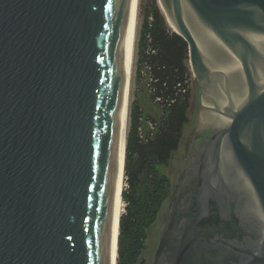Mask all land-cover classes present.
Wrapping results in <instances>:
<instances>
[{"label":"water","instance_id":"water-1","mask_svg":"<svg viewBox=\"0 0 264 264\" xmlns=\"http://www.w3.org/2000/svg\"><path fill=\"white\" fill-rule=\"evenodd\" d=\"M131 2L0 0V264H108ZM159 3L187 44L198 128L223 126L205 164L223 152L262 219L243 264H264V0Z\"/></svg>","mask_w":264,"mask_h":264},{"label":"trees","instance_id":"trees-1","mask_svg":"<svg viewBox=\"0 0 264 264\" xmlns=\"http://www.w3.org/2000/svg\"><path fill=\"white\" fill-rule=\"evenodd\" d=\"M137 56L139 70L147 74L154 112L143 118L137 105L132 108L126 133L125 187L121 192L125 206L119 217L116 264H148L143 256L148 232L160 218L171 192L169 163L189 122L187 44L168 26L155 2L140 25Z\"/></svg>","mask_w":264,"mask_h":264},{"label":"flooded vegetation","instance_id":"flooded-vegetation-1","mask_svg":"<svg viewBox=\"0 0 264 264\" xmlns=\"http://www.w3.org/2000/svg\"><path fill=\"white\" fill-rule=\"evenodd\" d=\"M196 85L195 122L174 156L171 192L159 218L149 264H243L261 238L262 219L241 174L229 165L223 152L218 163L205 164L210 135L223 126L216 123L198 128ZM205 178H209L206 190ZM167 209L171 213L165 215Z\"/></svg>","mask_w":264,"mask_h":264},{"label":"bare ground","instance_id":"bare-ground-1","mask_svg":"<svg viewBox=\"0 0 264 264\" xmlns=\"http://www.w3.org/2000/svg\"><path fill=\"white\" fill-rule=\"evenodd\" d=\"M138 0H132L131 9L128 17V23L125 34V86L123 89V96L120 104L119 121L117 129V171L115 174L113 185V198L110 213V230H109V254L108 264H116L117 258V236L118 223L120 214L123 211V203L121 200V192L124 187V158L126 146V133L128 125V106H129V92L132 77V66L134 61V50L136 42V13ZM171 25V24H170ZM172 26V25H171Z\"/></svg>","mask_w":264,"mask_h":264},{"label":"rangeland","instance_id":"rangeland-1","mask_svg":"<svg viewBox=\"0 0 264 264\" xmlns=\"http://www.w3.org/2000/svg\"><path fill=\"white\" fill-rule=\"evenodd\" d=\"M152 2H155L157 6L159 7L161 13L165 17L164 11L160 6L159 0H138L137 4V13H136V42H135V52H134V61L132 66V77H131V84H130V92H129V106H128V125H127V133L130 128L131 123V112L134 105H137L139 111L142 113V117L145 118V116L148 117V114H153L154 112V104L149 98L148 90H147V74L145 70H139L138 67V56H137V40H138V32L140 29V25L142 23L143 17L145 13L150 9V6ZM166 19V17H165ZM167 22V21H166ZM168 26L169 23L167 22ZM170 27V26H169ZM189 100H190V108L188 110V118H189V124L185 125L184 127V137L189 130L190 124H194L195 122V116H196V101H197V85L195 82V79L191 75L189 80ZM178 153L175 152L170 160L168 172L172 178V173L174 169V156ZM125 187V183H124ZM124 189V188H123ZM124 202H123V211H124ZM122 211V213H123ZM159 219V218H158ZM157 219V221L154 223L153 227L148 232V238L146 241V249L143 253V256L148 261L149 264V257L150 254L153 252L157 239H156V233L157 230L160 227V222Z\"/></svg>","mask_w":264,"mask_h":264}]
</instances>
